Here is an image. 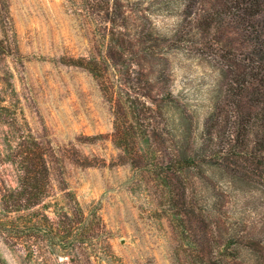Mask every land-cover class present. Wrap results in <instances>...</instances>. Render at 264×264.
Segmentation results:
<instances>
[{"label": "trees", "instance_id": "trees-1", "mask_svg": "<svg viewBox=\"0 0 264 264\" xmlns=\"http://www.w3.org/2000/svg\"><path fill=\"white\" fill-rule=\"evenodd\" d=\"M161 5L181 15L176 39L199 42L211 50L208 61L219 73L220 85L199 129L184 109L177 117L166 114L174 103L167 57L171 45H165L168 38L154 33L150 22L131 9L119 11L113 2L103 7L104 15L112 16L110 50L116 49L120 59L107 53L62 60L86 69L97 80L112 110L108 135L129 163L167 168L162 162L168 160L173 165L178 206L188 215L189 206L207 201L194 187L191 169L208 171L201 180L212 187L214 209L223 202L218 192L226 190L215 187L220 178L227 187L256 188L254 178L264 174V0H164ZM15 47L8 3L0 0V54L6 57ZM119 64L125 69L117 70ZM1 81L0 164H6L0 175L2 243L31 262L42 257L49 264H97L102 255L112 258L111 234L97 209L86 212L64 179L54 182L48 141L30 129L10 74ZM99 137L87 138L94 142ZM159 158L162 162L153 163ZM169 175L168 171L162 175L168 184ZM198 214L202 219H189L190 237L182 219L176 221V256L188 264H260L255 228L239 219H214L210 210ZM222 243L227 254L219 251ZM50 251L62 252L64 259H50ZM0 263L5 264L1 255Z\"/></svg>", "mask_w": 264, "mask_h": 264}, {"label": "rangeland", "instance_id": "rangeland-1", "mask_svg": "<svg viewBox=\"0 0 264 264\" xmlns=\"http://www.w3.org/2000/svg\"><path fill=\"white\" fill-rule=\"evenodd\" d=\"M161 1L7 0L16 47L6 57L0 54V88L1 78L10 74L30 129L38 139L48 141L54 182L64 179L83 209L87 212L95 207L102 217L111 234L114 256L102 255L97 264H188L186 258L175 255L174 225L182 219L190 237L189 219H202L198 211L208 210L214 219H239L248 228H255L260 237L255 256L264 264V174L254 178L256 188L246 184L240 189L227 187L225 178H220L215 187L226 190L218 192L223 202L214 209L212 187L201 180L208 171L193 168L190 179L207 201L202 199L200 206H189L188 215L182 214L178 191L173 187L178 175L173 165L161 158L153 163L168 164L167 168L129 163L108 135L113 115L97 80L86 69L62 60L107 53L115 61L120 59L116 49L110 50L112 16L104 15L103 7L113 2L119 11L131 9L150 22L154 33L168 38L165 45H171L167 57L172 65L169 89L174 103L167 106L166 114L177 117V111L184 109L199 129L210 110L211 96L220 85L219 73L208 61L211 50L199 42L176 39L181 15L167 12ZM116 69L125 68L119 64ZM3 127L0 125V131ZM99 134L94 142L87 138ZM5 171L6 164H0V175ZM165 171L170 173L169 184L162 179ZM219 251L228 253L223 243ZM0 255L5 264H49L42 257L29 261L21 252L8 249L1 239ZM54 258L58 262L64 259L62 252L50 251V259Z\"/></svg>", "mask_w": 264, "mask_h": 264}]
</instances>
